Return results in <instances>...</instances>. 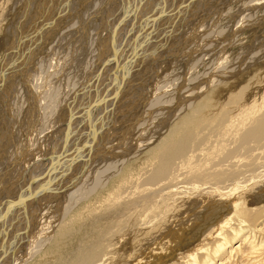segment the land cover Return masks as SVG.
Returning a JSON list of instances; mask_svg holds the SVG:
<instances>
[{"label": "bare ground", "instance_id": "1", "mask_svg": "<svg viewBox=\"0 0 264 264\" xmlns=\"http://www.w3.org/2000/svg\"><path fill=\"white\" fill-rule=\"evenodd\" d=\"M203 2L42 0L4 36L0 264H264V0Z\"/></svg>", "mask_w": 264, "mask_h": 264}, {"label": "rangeland", "instance_id": "2", "mask_svg": "<svg viewBox=\"0 0 264 264\" xmlns=\"http://www.w3.org/2000/svg\"><path fill=\"white\" fill-rule=\"evenodd\" d=\"M27 1H28V3H27ZM37 0H21V1H18L17 3L19 4L20 3V6L18 7V9H16V5H15V1L13 0L12 1V3H11V5H13L14 6V8L12 9V15L10 16V14H9V16L7 17L8 19H9V21H8V19H7V22L5 23V25H4V27H2L3 28V31H2V34H0V42L2 41V40H4V36H8V42H9V44H11L12 45V47H14L15 46V44L14 43H16V41H19L20 40V37H21V35H20V33L21 34H23V32H24V29H21L19 26H20V22H21V20L22 19H24L23 21H25V18H27V16L29 15V16H31V15H33V11L35 10V8H37L41 13H40V15L38 14V17L40 18V16H41V18H42V15H43V12H42V7H40L41 5L40 4H42V0L40 1V0H38L37 2H36ZM72 1V2H71ZM76 1H79V2H76ZM81 1L82 0H75V3H74V1L73 0H70V3H71V5H74V6H72V8H71V11H77V13H78V11L80 10V8H81V6H79L78 4H81ZM85 1H87V2H90V3H87V2H85ZM93 1L94 0H83V3H82V5L84 4H87V6H88V4H93ZM240 1L241 0H210V2H203V11H204V16H207V21H203V23H205V22H208V23H210L211 21H214L218 16H221V17H224V15L226 14V13H235V12H237L238 11V9L240 8ZM34 2V3H33ZM36 2V3H35ZM72 3H74V4H72ZM111 3H114V2H111ZM115 3L117 4V2L115 1ZM114 3V4H115ZM27 4V5H26ZM115 4V5H116ZM29 5V6H28ZM32 5V6H31ZM114 5V6H115ZM26 6H28L29 8H27ZM96 6V5H95ZM95 6H93V7H95ZM23 7L25 8L26 7V9H25V11H24V9H23ZM77 7V8H76ZM21 8L23 9V11H22V13H21ZM74 8V9H73ZM15 9V10H14ZM73 9V10H72ZM121 10V9H120ZM14 11V12H13ZM108 12H109V10H108ZM25 13H26V15H25ZM28 13V14H27ZM30 13V14H29ZM184 14V13H183ZM16 15H17V17H16ZM26 17H25V16ZM14 16V17H13ZM24 16V17H23ZM28 16V17H29ZM112 16V15H111ZM111 16L109 17V19L111 20L110 21V23H109V20L107 21V25H110V27L108 26V29L110 30L111 29V22H112V18H111ZM113 16H115V14H113ZM112 16V17H113ZM14 18V19H13ZM18 18V19H17ZM34 18V17H33ZM32 18V19H33ZM17 19V20H16ZM20 19V20H19ZM183 20V19H182ZM18 22V24H16V23H14V22ZM181 21V17L179 18V20H177V22L176 23H178L179 22V24L182 26V27H184V28H186V24L187 23H183V22H180ZM13 22V23H12ZM78 22V21H77ZM77 22H74L75 24H77ZM186 22H188V20L186 21ZM109 23V24H108ZM9 24V25H8ZM179 24H176V26H177V28L180 26ZM185 24V25H184ZM103 25V24H102ZM199 25V23L197 22V24H196V27ZM16 26H18V27H16ZM46 27H44V34H47V35H44V38H43V41H42V43L43 42H45V43H43V45H45L46 44V42L47 43H49L52 39H53V35H58L60 32H62L65 28H62V31H61V29H60V27H55V26H53V29L55 30V29H57L56 30V32L54 33V30L50 27V29L48 28L49 27V25H45ZM6 27V28H5ZM248 28L250 27V26H247ZM262 27H264V19L263 20H261V22H258V24H256L255 26H251L250 27V29H253V33H252V35H251V39L250 38H248L243 44H245V45H247V44H249V42H253L254 43V41L256 42L255 43V46L254 47H251V48H247L248 50H249V53H250V55H248V57H246V58H244V56L242 57V58H244L245 59V61H243V68H242V70H243V72H242V74H244V73H246L247 71H250V70H253L254 72H253V74L251 73V75H253V76H258V77H264V50L262 49V50H260L261 49V42H264V33H260L261 31H262ZM12 30H11V29ZM17 28H19L20 30H18ZM98 28V27H97ZM176 28V29H177ZM189 28V27H188ZM49 29V30H48ZM98 29H100V27L98 28ZM17 31V32H16ZM47 31L49 32V34H51L52 33V31H53V35L51 36L52 37V39H51V37H49V34L47 33ZM259 32V33H258ZM6 33H10V34H6ZM46 36V37H45ZM48 36V37H47ZM56 36H55V38H56ZM98 36V35H97ZM11 37V38H10ZM9 38H10V40H9ZM193 38V30H192V32H189V34H188V36H187V40H186V43L188 42V41H190L191 39ZM247 38V37H246ZM48 39V41H46V40ZM256 39V40H255ZM6 40H7V38H6ZM78 41V40H77ZM76 41V42H77ZM6 41L4 40L3 41V43H5ZM24 42H25V40H24ZM91 42V41H90ZM41 43V44H42ZM83 42H81L80 40H79V42H77V46H78V48H80V50H79V52H83V50H85L84 49V47H82L83 46V44H82ZM92 43V46L95 48L96 47V43H94V42H91ZM91 43H89L90 45H91ZM14 44V45H13ZM26 44V43H25ZM81 44V45H80ZM257 44V45H256ZM5 45V44H4ZM16 45L18 46V44L16 43ZM95 45V46H94ZM6 46V45H5ZM5 46H3L1 43H0V64L2 63L1 61H3L2 59L6 56V50L7 49H5V50H3L4 48H5ZM76 46V47H77ZM2 47H4V48H2ZM11 47V48H12ZM83 50H82V49ZM10 50H12V49H10ZM253 50V51H252ZM254 50H255V52H254ZM257 50V51H256ZM41 51V47L39 46V48H37V52L35 51V53L36 54H38L39 52ZM258 52V54H255V53H257ZM261 52V53H260ZM252 53H253V55H254V57L256 56V55H258L257 57H253L252 56ZM260 53V54H259ZM10 54V53H9ZM8 54V55H9ZM35 54V55H36ZM263 54V55H262ZM33 56V58H34V60H36V56ZM11 56V55H10ZM259 56H261V57H259ZM252 57V58H251ZM32 58V59H33ZM261 58V59H260ZM6 59V58H5ZM230 59H231V57H230ZM243 59V60H244ZM251 59V60H250ZM252 59L254 60H257V63H256V61L254 62V61H252ZM239 60H241V58H239ZM247 60V61H246ZM249 60V61H248ZM33 61V60H32ZM36 61H38V60H36ZM251 61H252V63H251ZM246 62V63H245ZM251 63V64H249V63ZM254 62V63H253ZM32 64V63H31ZM31 64H28V68L31 66ZM260 64H261V66H260ZM17 65H19V61H17ZM249 65V66H248ZM258 65V66H257ZM248 66V67H247ZM257 67V69L259 70V73H258V70L257 69H255L256 67ZM244 67H247L246 69L244 68ZM255 67V68H254ZM249 68V69H248ZM245 69V70H244ZM257 70V72L255 71V70ZM27 70V69H26ZM261 71V72H260ZM248 76L247 78L249 79L250 77H253V76ZM263 75V76H262ZM247 79V80H248ZM12 83H13V81H12ZM16 83H18V82H15V84ZM30 83H31V80L30 79H27V85L29 86L30 85ZM76 84V83H75ZM26 84H24V86H25ZM14 88V87H13ZM26 92H27V89L25 90V94H26ZM1 105H3V103L2 102H0V106ZM5 115H6V113H5ZM6 117H8L7 115H6ZM0 136H2V135H0ZM126 137H128V136H126ZM129 138V137H128ZM116 169V168H115ZM114 170V169H113ZM49 205V204H48ZM51 205V204H50ZM39 216L41 217V214H39Z\"/></svg>", "mask_w": 264, "mask_h": 264}]
</instances>
